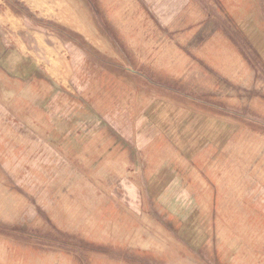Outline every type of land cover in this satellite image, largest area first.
Returning <instances> with one entry per match:
<instances>
[{"label": "rangeland", "instance_id": "374dc122", "mask_svg": "<svg viewBox=\"0 0 264 264\" xmlns=\"http://www.w3.org/2000/svg\"><path fill=\"white\" fill-rule=\"evenodd\" d=\"M0 32L67 82L0 78V264H264V0H0Z\"/></svg>", "mask_w": 264, "mask_h": 264}, {"label": "crops", "instance_id": "0c3cea01", "mask_svg": "<svg viewBox=\"0 0 264 264\" xmlns=\"http://www.w3.org/2000/svg\"><path fill=\"white\" fill-rule=\"evenodd\" d=\"M43 43L42 41L37 42L40 46V50L31 52L27 47L29 44H27L25 40L17 41L16 45H12L5 41L3 34L0 32V78L7 81L10 80L11 85L14 83L16 86L28 85L33 88L34 84H38L41 86V89L50 90V94L60 88L61 91H63L62 88H64V85L67 83L65 77V61H59L58 58L49 59V46ZM192 112H195V114L189 117V120L192 121L191 125L193 122L196 123L195 126L200 124L201 126H197V131L202 130V127L203 129L206 128V130L202 132V135L212 133V129H208V127H204L203 125L205 120H208L204 117L210 118L212 115L201 114L194 110H192ZM179 115L180 113H175L171 115L170 119L181 117V115ZM214 118L217 119L214 125L215 128H217L215 133L216 139L219 138L223 142L230 140L234 135V126L224 118ZM9 120V113L3 116V120H1L0 117V133L7 126ZM176 121L178 122V119H176ZM176 182L172 181L168 186V188H171H169L170 191L166 192L165 196L167 201L165 202L164 199V207L168 209L171 216L178 217L180 215V218H182L181 215L196 214L195 212L193 213L195 203L190 196V192L185 190V186L181 184L180 180ZM176 188L177 192L170 193L171 190ZM198 245V247H200L202 243Z\"/></svg>", "mask_w": 264, "mask_h": 264}, {"label": "bare ground", "instance_id": "6f19581e", "mask_svg": "<svg viewBox=\"0 0 264 264\" xmlns=\"http://www.w3.org/2000/svg\"><path fill=\"white\" fill-rule=\"evenodd\" d=\"M70 5H72L71 3H70ZM72 7H73V5H72ZM75 7V6H74ZM82 20V19H81ZM84 21V20H83ZM87 21V20H86ZM86 23V22H85ZM84 24V23H83ZM89 24V23H88ZM136 245V244H135Z\"/></svg>", "mask_w": 264, "mask_h": 264}]
</instances>
